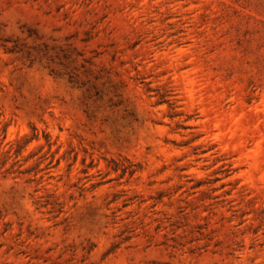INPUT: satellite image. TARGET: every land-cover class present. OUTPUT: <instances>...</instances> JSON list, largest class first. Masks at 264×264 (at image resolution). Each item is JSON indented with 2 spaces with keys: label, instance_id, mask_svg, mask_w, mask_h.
Listing matches in <instances>:
<instances>
[{
  "label": "rangeland",
  "instance_id": "obj_1",
  "mask_svg": "<svg viewBox=\"0 0 264 264\" xmlns=\"http://www.w3.org/2000/svg\"><path fill=\"white\" fill-rule=\"evenodd\" d=\"M0 264H264V0H0Z\"/></svg>",
  "mask_w": 264,
  "mask_h": 264
}]
</instances>
